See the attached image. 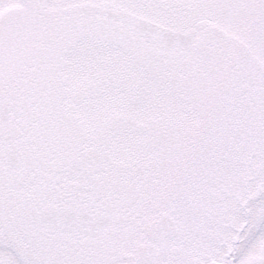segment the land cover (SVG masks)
Here are the masks:
<instances>
[{
    "label": "snow or ice",
    "instance_id": "1",
    "mask_svg": "<svg viewBox=\"0 0 264 264\" xmlns=\"http://www.w3.org/2000/svg\"><path fill=\"white\" fill-rule=\"evenodd\" d=\"M0 264H264V0H0Z\"/></svg>",
    "mask_w": 264,
    "mask_h": 264
}]
</instances>
